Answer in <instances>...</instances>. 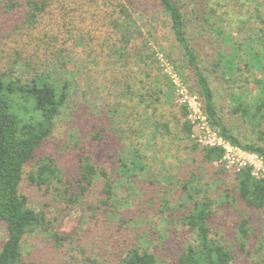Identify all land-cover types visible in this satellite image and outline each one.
<instances>
[{
    "label": "rangeland",
    "instance_id": "374dc122",
    "mask_svg": "<svg viewBox=\"0 0 264 264\" xmlns=\"http://www.w3.org/2000/svg\"><path fill=\"white\" fill-rule=\"evenodd\" d=\"M97 1L99 8L89 11L82 4L85 0H69L67 9H58L54 15L59 26L55 30H47L46 34L38 29L33 36L32 47L23 55V59L29 60L39 74L54 71L60 83L64 80L71 82L69 108L58 118L53 134L37 151L36 159L47 156L54 158L61 169L62 187H70L72 192L79 191V159L85 154L90 155L97 167L115 176L117 155L123 148V141L121 143L117 136L119 120L122 124L125 120L130 123L135 114V97L127 90V86L134 77H143L135 73L136 70L142 71L139 64H125L118 58V48L121 46L118 34L104 19L105 11L111 12L114 6L103 0ZM123 1L134 8V16L143 31L154 33H148V36L153 38V43L159 49L158 56L164 72L165 62L172 65L185 64L187 58L183 48L176 41L165 20V12L156 0ZM210 1H205V9ZM194 5L195 2H189L185 9ZM219 11L226 12L228 17L226 24L221 23L224 32L235 43H251L253 50L259 52L261 64L257 65V59L251 55H244L240 56L235 69L227 67L225 61L215 66L218 53L221 50L228 53L230 45H225L222 34L216 35L215 32L204 30V35H200L193 25L201 24L192 13L189 38L196 47L199 66L208 75L214 89L218 112L232 134L243 142H256L264 146V118L258 124L252 117L257 101L264 98V43L261 48V44H258L259 38L264 39V30L260 32L261 28L264 29V0H231L228 9L220 7ZM204 25L208 27V24ZM160 43L165 51L160 50ZM15 46L16 43L2 39L0 34V70L14 56L9 54L12 52L10 47ZM244 48L249 50L246 46ZM248 59L252 63L251 67L244 66ZM179 69L182 70L184 83H188V93L194 95L195 73L188 67ZM34 70L31 74L35 73ZM124 88L126 91L122 95ZM173 99L171 104L161 105L160 110L170 120L174 134L166 136V139L152 140L149 136L151 126H143L139 120L135 121L136 133H128L129 140L132 136L139 142L147 173L139 177L140 186L136 185L133 190L124 187L121 192L124 201L134 199L131 196L134 191L137 196L141 195V205H135V208L133 203L125 202L123 211L133 217L125 226L120 224L121 231H118L119 222H111L107 218L103 212L104 207L96 210V214L87 208L89 203L99 204L98 193L95 191L89 190L81 203L68 204L58 199L54 190L47 192L30 186L27 181L22 183L21 190L37 209L43 207L47 211L55 231L69 236L67 240H62L61 246L54 238H47L43 234L29 236L24 245L26 261L33 264H117L118 255L125 245L139 238V242L149 245L164 264H177L181 239L184 237L183 223L179 217L190 209L189 202L181 197L182 183L194 172L201 176L202 183L209 189L208 194L214 200L215 214L210 220L212 233L228 243L236 254L231 264H264V209L247 207L241 199L238 200L236 174L230 169L217 162L210 165L201 160L202 154L193 150L192 144L204 134L203 122L196 120L192 124L193 131L191 138H188L182 130L184 118L181 106L185 103L179 101L176 88ZM244 108L250 112L244 113ZM190 114L196 119L192 108ZM208 126L211 131L220 133L214 126ZM222 167L226 171H220ZM30 169L31 164L26 167V172ZM151 180L156 182L149 184ZM161 189L171 199L173 205L170 210L162 207L161 199L165 194L159 191ZM169 212L174 221H169L172 219ZM242 217L247 218L249 229L245 251L241 250L238 241ZM167 223L171 224V228L162 231L167 237H160L159 232ZM7 233L5 224L0 221V248Z\"/></svg>",
    "mask_w": 264,
    "mask_h": 264
},
{
    "label": "trees",
    "instance_id": "16d2710c",
    "mask_svg": "<svg viewBox=\"0 0 264 264\" xmlns=\"http://www.w3.org/2000/svg\"><path fill=\"white\" fill-rule=\"evenodd\" d=\"M192 1L195 5L185 9ZM205 1L156 0L160 9L165 12V20L187 58L183 65L174 63V68L180 76H182L180 67L193 70L196 75L195 94L199 96L209 122L224 138L264 155L263 145L241 141L232 134L219 114L214 89L208 75L199 66L196 47L189 38V27L192 22L190 13L201 24L193 25L200 35H204L206 30L215 32L216 35L222 34L225 45H230L231 50L228 53L222 50L218 53L215 66L225 61L227 67L235 69L240 62V56L244 57V55H251L250 57L257 59L259 65L261 64L258 58L259 52L253 50L251 43L242 45L233 42L232 37L224 32L221 23L226 24L228 17L226 12L219 10L220 7L228 9L231 0H211L207 3L206 9ZM103 2H109L114 6L111 12L105 11L104 19L118 34V41L121 44L118 48L119 60H123L125 64L130 62L139 64L142 71L136 70L135 73L143 77H134L127 86V90L135 97L133 104L135 114L130 123L125 120L122 124L119 120V135L116 134L121 143L123 141V148L117 155L115 176L112 172L97 167L90 155L85 154L79 159L81 170V177L78 179L79 191L72 192L70 187H62L61 169L54 158L47 156L36 159L37 151L53 134L58 118L69 108L71 82L64 80L60 83L55 74L57 72L54 71L39 74L29 60L23 59L25 51L32 47L33 36L38 29L46 34L47 30L52 31L59 26L58 19L54 15L58 13V9L66 10L69 0H0L1 38L16 43L15 47H10L12 52L9 55L14 56L0 70V221L5 224L8 232L0 248V264H33L26 261L24 256V245L29 236L43 234L47 238H54L59 246L62 245V240H67L69 237L55 231L53 220L48 217L47 211L43 207L37 209L31 203L29 196L21 190L22 183L27 181L30 186L45 189L47 192L54 190L55 196L68 204L81 203L89 190L95 191L98 193L99 204L89 203L87 208L96 214V210L104 207L103 212L106 213L107 218L111 222H119L118 231H121L120 224L125 226V223L133 217L123 211L125 202L133 203L134 208L135 205H141V195L137 196L135 191L131 195L134 199L128 201L123 200L121 192L124 187L133 190L136 185L140 186L139 177L142 173H147L146 163L138 146L139 142H136L132 136L129 140V131L136 133L135 121L139 120L143 126H151L149 136L152 140L166 139V136L174 134L171 123L169 124L170 120L166 119L160 106L173 102L175 85L161 66L159 49L153 43V38L148 36V33L153 32L145 33L138 25L134 8L129 3L123 0H103ZM82 4L86 5L89 11L100 6L97 0H85ZM51 21L52 25L49 28ZM204 23L208 24V27ZM63 27L65 28L66 25ZM263 30L261 28L260 32ZM155 42H158L157 39ZM262 43L264 39L259 38L260 48L264 45ZM158 46L160 50L165 51L161 43ZM249 61L250 59L244 66L251 67L252 63L250 64ZM32 69H35L34 74H31ZM125 91L124 88L122 95ZM263 108L264 98H261L257 101L255 113L252 114L258 124L264 118ZM239 109L238 107L237 110ZM242 111L246 114L250 112L246 108ZM181 115L184 118L182 130L186 132L188 138H191L193 125L188 119L187 105L181 106ZM192 149L198 150L200 155L202 154L201 160L210 165L221 160L224 155L222 147L201 145L197 142H193ZM33 161H35L34 165H32ZM30 164L31 169L26 172V167ZM220 171L224 172L226 169L222 167ZM235 180L238 200L241 199L247 207L263 210L264 179H255L248 170H242L235 175ZM155 182L148 181L149 184ZM141 188L143 190L144 184ZM162 190H159L165 194L161 199L162 207L170 210L173 204ZM208 191L198 173H190V177L182 183L181 197L185 202H189L190 209L179 217V221L183 223L184 237L181 239L177 264H231L235 260L236 254L231 246L212 233L210 220L215 214L214 200ZM169 214L172 218L169 221H174L172 213ZM170 226L171 224L167 223L159 232V236L167 237L164 232ZM239 231L238 241L241 250L245 251L249 238L246 217H242ZM125 247L118 255L117 264H164L149 245L139 242V238L126 244Z\"/></svg>",
    "mask_w": 264,
    "mask_h": 264
},
{
    "label": "built area",
    "instance_id": "2783aa9c",
    "mask_svg": "<svg viewBox=\"0 0 264 264\" xmlns=\"http://www.w3.org/2000/svg\"><path fill=\"white\" fill-rule=\"evenodd\" d=\"M160 59V58H159ZM161 60L163 58L161 57ZM165 72L175 85V88L180 97L179 101L184 102L188 109V119L194 125L196 120L203 122L204 134L200 135L197 143L201 145L222 147L224 155L217 163L224 165L233 173L238 174L242 170H248L255 179H264V155L257 151L248 150L240 145L234 144L228 139L224 138L220 133L211 131L208 124H210L204 110L202 102L197 94H189L187 86L178 71L169 62L164 63ZM193 109L196 119L192 118L190 114Z\"/></svg>",
    "mask_w": 264,
    "mask_h": 264
}]
</instances>
